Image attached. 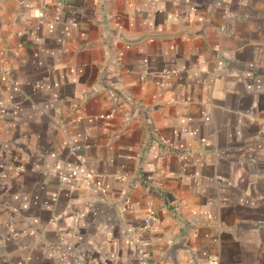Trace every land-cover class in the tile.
<instances>
[{
	"label": "crops",
	"instance_id": "crops-1",
	"mask_svg": "<svg viewBox=\"0 0 264 264\" xmlns=\"http://www.w3.org/2000/svg\"><path fill=\"white\" fill-rule=\"evenodd\" d=\"M0 66V264H264V0H0Z\"/></svg>",
	"mask_w": 264,
	"mask_h": 264
},
{
	"label": "built area",
	"instance_id": "built-area-1",
	"mask_svg": "<svg viewBox=\"0 0 264 264\" xmlns=\"http://www.w3.org/2000/svg\"><path fill=\"white\" fill-rule=\"evenodd\" d=\"M0 78L5 81H13L12 75L1 66H0ZM112 111L102 112L100 113V117L110 118L112 115ZM61 124H65L64 121H61ZM77 149H78V145L71 141V150L75 152L77 151ZM89 175L90 173L87 174V176ZM80 176L81 175L77 169H74L71 174H67L66 172H63V171L60 172L61 179H67L69 177L79 178ZM98 184H101V182L99 181ZM148 209H149V215L145 218L146 224H149L151 217L155 213V206L153 205L151 201L148 202ZM211 259L212 261H216V256H212Z\"/></svg>",
	"mask_w": 264,
	"mask_h": 264
}]
</instances>
